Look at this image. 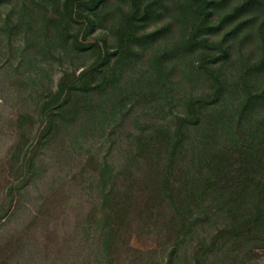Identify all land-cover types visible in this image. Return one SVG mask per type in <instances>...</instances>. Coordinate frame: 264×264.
<instances>
[{
    "label": "trees",
    "instance_id": "1",
    "mask_svg": "<svg viewBox=\"0 0 264 264\" xmlns=\"http://www.w3.org/2000/svg\"><path fill=\"white\" fill-rule=\"evenodd\" d=\"M115 1L0 0L2 32L21 34L36 18L39 31L94 57L38 101L36 137L34 116L16 114L0 220L21 211L41 175L38 150L68 122L86 129L84 111L109 104L122 121L139 107L120 162H96V204L82 229L97 263L117 264L119 239L136 222L168 237L160 256L153 249L135 264H252L264 250V0ZM99 28V40L86 41ZM188 83L200 91L182 90Z\"/></svg>",
    "mask_w": 264,
    "mask_h": 264
},
{
    "label": "rangeland",
    "instance_id": "2",
    "mask_svg": "<svg viewBox=\"0 0 264 264\" xmlns=\"http://www.w3.org/2000/svg\"><path fill=\"white\" fill-rule=\"evenodd\" d=\"M115 3L109 0L112 7ZM40 25L35 18L21 34L10 35L0 29V205L10 178L16 114L29 112L34 116L27 128L29 139L36 137L42 128L38 101L55 89L63 72L78 73L94 60L90 52H76L70 43L57 41L52 30L39 31ZM76 26L72 31L81 40V25ZM151 29L153 25L147 27ZM104 33V29H96L86 41L99 40ZM251 47L247 45L248 50ZM190 85H183L182 90L200 91L201 86ZM108 106L103 107L104 111H84V115L93 116L88 128L79 126L80 119L72 120L47 148L38 150L41 175L26 187L21 211L0 220V264H98L94 256L96 241L82 229L86 215L96 204V162L105 158L120 162L121 149L134 130L133 117L140 112L134 107L121 121ZM70 116L67 114V119ZM166 236L157 238L149 226L133 222L119 239L114 263L118 264L125 253L131 255L129 264L153 249L160 256V244ZM252 264H264V250Z\"/></svg>",
    "mask_w": 264,
    "mask_h": 264
}]
</instances>
